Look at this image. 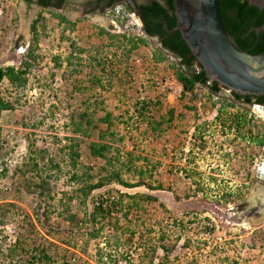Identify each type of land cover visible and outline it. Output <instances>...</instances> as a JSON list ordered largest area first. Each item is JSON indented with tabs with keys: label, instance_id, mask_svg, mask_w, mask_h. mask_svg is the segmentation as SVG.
I'll return each instance as SVG.
<instances>
[{
	"label": "rangeland",
	"instance_id": "obj_1",
	"mask_svg": "<svg viewBox=\"0 0 264 264\" xmlns=\"http://www.w3.org/2000/svg\"><path fill=\"white\" fill-rule=\"evenodd\" d=\"M89 2L92 0H66L56 9L76 22L72 29L55 18L51 8L36 1L0 0V67H19L26 60L32 64L26 85L16 87L7 79L0 81V97L14 103L0 115V247L6 251L21 234L28 252L46 245L58 260L65 258L71 264H171L177 263L178 256L182 262L195 257L199 264H264V235L257 228L260 222L245 226L243 221L249 217L240 219L243 216L238 210H222L214 200L193 193L183 199L189 186L183 182V97L176 99L156 85L175 77L179 59L168 54L166 61H154L151 42L158 44L153 38L127 57L128 47L101 35L100 27L113 34L128 30L129 36L146 35L137 27L127 29L128 19L121 21L116 16L122 3L90 12L85 10ZM40 13L38 48L30 58L32 23ZM134 57L141 62L131 70L129 63ZM105 112L112 113L110 132L115 133L113 145L120 150L121 161L116 167L127 159V151L143 156L132 170L120 168L125 180L143 183L127 189L112 181L86 197L81 191L83 183L96 182L113 168L104 170V159L89 158L84 142L79 164L87 170L76 169L78 177L73 178L75 169L61 148L70 143L66 136L89 141L98 139L102 131L106 133L107 124L99 120ZM83 113L93 119L89 126L82 121L83 128L88 126L89 137L74 131V122H80ZM161 114L165 118L160 127L169 134L154 138L144 116ZM106 138L111 135L106 133ZM31 144L49 149L48 154L38 156L40 175L23 166ZM59 151L55 163L60 167H52L49 158ZM4 167L8 168L5 174ZM135 167L144 173L140 175ZM85 170L96 178L87 180ZM38 176L49 180L46 188L54 198L40 195ZM137 190L156 198L140 209H128L126 197V203L105 219L91 216L99 194L119 196V192ZM11 201L16 207L8 205ZM207 226L214 230L208 231ZM174 242V252L163 247ZM1 252L0 263L4 264ZM25 258L29 260L30 253Z\"/></svg>",
	"mask_w": 264,
	"mask_h": 264
},
{
	"label": "trees",
	"instance_id": "obj_2",
	"mask_svg": "<svg viewBox=\"0 0 264 264\" xmlns=\"http://www.w3.org/2000/svg\"><path fill=\"white\" fill-rule=\"evenodd\" d=\"M27 2H32L33 0H26ZM121 0H107V5L111 4H120ZM66 0H37V3L42 7L51 8V13L55 18H57L61 23H66L72 29L75 27L76 22L71 20L65 14L58 12L56 9L63 7ZM144 20L145 28L144 33L146 36H129L126 33L113 34L104 27H100V34L106 35L109 39H118L124 47H128L126 50V56L129 57L132 55L135 50L139 49L141 46H146L150 42V38L159 36L162 42V46L155 45L153 42V58L154 61L161 63L167 60L168 54H172L175 58L179 59L178 65L173 66L176 68L175 77L184 84L185 91L192 92L197 87V85L207 86L214 94L219 96L222 100V104L219 108V114L231 117L230 126L235 125L236 127H245L248 126V139L259 145H264V136L263 132L260 130L262 123L255 121L254 112L245 107L241 103L254 104V103H263L264 96H254V95H239L232 92L229 96L220 95L222 91V86L218 82H213L209 84V79L206 76V73L202 65L197 61L196 57L192 55L191 49L188 46L187 42L183 39L180 30H174L177 19L175 15V7L173 0H164V3L159 0H153L150 4H141L140 5ZM221 14L224 19V22L234 37L237 44L244 50H247L253 54H259L264 52V30H261L259 33L256 31L257 28H260L264 25V9L256 5L249 3V0H221ZM43 19L42 14L33 21L32 23V40L29 45L27 52L28 57L34 58V53L38 48V24ZM166 26L168 29H166ZM31 63L23 61L19 67L15 66H6L0 67V81L7 79L13 86L22 87L26 85L28 78L27 74L31 68ZM240 102V103H239ZM14 103L7 101L4 98L0 97V115L2 111L12 109ZM147 107V103L143 104V109ZM170 120L173 118V111L171 110ZM219 115V117H220ZM144 116V115H143ZM148 125L153 129H159L160 125L164 122L162 117L159 121H154L152 118L144 116ZM80 122H74V131L81 133L83 137H89L88 126L92 124L93 119L88 113H83L80 117ZM85 119V123L88 125L85 128L82 126V121ZM101 122L107 124V132L111 135V138H106V133L102 131L99 135V138L96 140L86 141L83 138L77 136H66L65 139L69 140L70 143L66 146H62L61 150L66 153V159L69 161V165L75 169L73 172V178H77L76 169L83 168L86 169V166L79 164V159L82 156L81 145L82 143L87 144V150L85 153L91 159H104L105 166H102L104 170H107L109 166L113 169H109V173L104 174L105 176L100 175L97 178L96 182L89 181L88 184L83 183L81 191L87 197L93 190L105 186L112 181H116L118 184L125 187H136L142 185V181L129 182L121 176V167H127V170H132V167L135 163L142 158L143 156L136 155L133 151H127L126 160L121 162V167L118 169L116 167V162H120V150L114 147V132H110V127L113 125L112 113L105 112V115L99 119ZM257 132H256V131ZM255 131V132H254ZM123 139L122 137L120 138ZM34 144L29 146V159L26 161L23 166H29V170L34 171L40 175V154H48V148H33ZM59 152L53 153V157L49 158V163L52 167H60L59 164L55 163V157ZM39 156V157H38ZM43 157H41L42 159ZM135 169H138L135 167ZM8 170L7 167L2 168L4 174ZM84 171L83 174L87 175V180L96 178L95 175L90 174L88 171ZM139 174H143L142 169H138ZM39 177V176H38ZM39 182L36 183V186L40 189V195H47L49 198H54L51 196L50 188H46V184H49V180L43 176L39 177ZM85 184V185H84ZM151 189H157L155 187H150ZM104 194V193H103ZM100 194V195H103ZM120 202H123L127 197L128 200V209H140L145 205L146 201H150L156 198L153 194L148 192H137L134 194L120 193L119 192ZM95 201H93L94 203ZM8 205L16 207L15 202H7ZM3 206L2 202L0 207ZM115 210H109L102 206H96L94 204V211L91 213L93 219L101 217L105 219L107 216H110ZM73 219V216H71ZM208 231L214 230L212 226H207ZM23 236L19 234L14 242L7 246L6 251L0 247L2 255H5L4 264H71L65 258L63 260H58L56 253L49 250L46 245H43L40 248L35 249V253L27 250V244L24 242ZM176 242L173 244H165L163 247L170 252H174ZM3 249V250H2ZM30 253V258L27 260L26 255ZM175 261L171 264H199L197 258H187L185 262L180 260V256L175 258ZM8 260V262H6ZM30 262V263H29ZM1 264V263H0Z\"/></svg>",
	"mask_w": 264,
	"mask_h": 264
},
{
	"label": "crops",
	"instance_id": "obj_3",
	"mask_svg": "<svg viewBox=\"0 0 264 264\" xmlns=\"http://www.w3.org/2000/svg\"><path fill=\"white\" fill-rule=\"evenodd\" d=\"M217 97L199 84L183 95V182L189 185L183 191V199L191 198L193 193L197 198L214 200L222 210H238L243 216L240 219L246 216L255 223L264 215V184L255 179L251 161L254 156L260 160L263 146L248 139V126H230L231 117L219 114L222 100ZM162 117L165 115L152 120ZM148 133L157 138L168 131L164 126L157 130L150 127Z\"/></svg>",
	"mask_w": 264,
	"mask_h": 264
},
{
	"label": "water",
	"instance_id": "obj_4",
	"mask_svg": "<svg viewBox=\"0 0 264 264\" xmlns=\"http://www.w3.org/2000/svg\"><path fill=\"white\" fill-rule=\"evenodd\" d=\"M132 3L133 8L126 2L122 5L144 30L140 6L134 0ZM173 3L177 19L174 30H180L192 55L202 65L209 84L218 82L224 88V95L234 92L264 96V52L253 54L237 44L222 17L221 0H173ZM249 3L264 9V0H249ZM261 30L264 25L256 29L258 33ZM152 38L162 46L158 37ZM244 105L264 123V102ZM255 179L264 184V145Z\"/></svg>",
	"mask_w": 264,
	"mask_h": 264
},
{
	"label": "built area",
	"instance_id": "obj_5",
	"mask_svg": "<svg viewBox=\"0 0 264 264\" xmlns=\"http://www.w3.org/2000/svg\"><path fill=\"white\" fill-rule=\"evenodd\" d=\"M0 13H2V7L0 6ZM116 16L121 19V21H126L128 19V24L125 25L127 29H130L131 31L134 30L135 27H137L142 34L145 35L143 29L137 24V22L133 19V17L124 9L123 5L120 6V9L117 10ZM131 26V28H130ZM123 33H126L127 35H130V32L128 30H120ZM135 35V34H134ZM140 36L139 34H137ZM141 62V58L139 57H134L132 61L129 63V68L132 70ZM156 85L160 87L163 91L170 93L175 96L176 99H181L184 95L185 87L184 84H182L176 77H168L164 81L160 80L156 82ZM224 88H222V91ZM221 91V92H222ZM228 94V93H227ZM231 93H229L230 95ZM224 95V94H222ZM229 95H224V96H229ZM217 99H220L219 96ZM255 121L259 122L261 119L259 116L255 114ZM171 145L169 144V147ZM259 165V158L257 156H254L252 161H251V170L254 172L256 171L257 167ZM95 205L96 206H102L106 209L109 210H116L119 207H122L126 201L124 200L123 202H120V198L117 194H103V195H98L95 198ZM259 226L257 227L262 235H264V221L260 222L258 224ZM171 226H173L171 224Z\"/></svg>",
	"mask_w": 264,
	"mask_h": 264
},
{
	"label": "flooded vegetation",
	"instance_id": "obj_6",
	"mask_svg": "<svg viewBox=\"0 0 264 264\" xmlns=\"http://www.w3.org/2000/svg\"><path fill=\"white\" fill-rule=\"evenodd\" d=\"M33 1L37 2V0H33ZM134 1L140 6L141 4H150L151 1H153V0H134ZM159 1L164 3V0H159ZM123 2H126L128 4V6H130L132 8L134 7L132 0H121L120 1V3H123ZM88 5L89 6H85V10H88L90 12L102 11V10L108 9L109 7L112 8L114 6V4L107 5V0H92V2H89ZM142 16H143V14H142ZM144 23H145V20H144ZM145 25H144V28H145ZM155 37H158L160 39L159 36H155Z\"/></svg>",
	"mask_w": 264,
	"mask_h": 264
},
{
	"label": "bare ground",
	"instance_id": "obj_7",
	"mask_svg": "<svg viewBox=\"0 0 264 264\" xmlns=\"http://www.w3.org/2000/svg\"><path fill=\"white\" fill-rule=\"evenodd\" d=\"M71 15H73V14H71ZM95 20H97V21H99V22H101V23H103V24H106L107 23V20L105 19V18H102V17H96V19ZM23 31H24V33L26 34V35H28V28L27 27H25L24 29H23ZM263 200H264V197H263ZM262 221H264V215H263V217L262 218H260V219H256V222L255 223H257V222H262ZM252 223L250 222V221H243V225H245V226H250Z\"/></svg>",
	"mask_w": 264,
	"mask_h": 264
}]
</instances>
